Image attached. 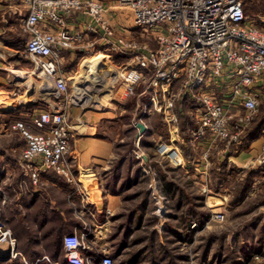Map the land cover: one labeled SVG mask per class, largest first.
Returning <instances> with one entry per match:
<instances>
[{
	"label": "built area",
	"instance_id": "obj_1",
	"mask_svg": "<svg viewBox=\"0 0 264 264\" xmlns=\"http://www.w3.org/2000/svg\"><path fill=\"white\" fill-rule=\"evenodd\" d=\"M247 1L18 0L13 13L20 16V28L28 34L23 51L33 64L31 73L43 78L41 88L51 89L57 99L52 109L32 115L39 132H32L22 120L11 124L25 141L19 160L32 181H37L42 168L69 183L75 181L66 159L72 137L66 108L77 102L60 73L62 51H83L95 44L107 55L129 54L125 68L144 70L148 103L167 123L177 120L176 103L191 101V143L209 134L210 145L236 147L259 109L257 87L264 99V29L258 25L264 15L257 13L249 20ZM113 16L128 21L115 25ZM125 89H133L132 78L125 80ZM165 149V142L155 144L156 153L164 155ZM167 153L173 165L182 162L177 148ZM201 154L206 159L208 150ZM211 218L221 220L223 215L215 212ZM88 233L62 234L63 261L51 264H116L109 253L93 246ZM0 242L8 245L11 256L18 253L15 239L1 222ZM82 250L88 253L83 255Z\"/></svg>",
	"mask_w": 264,
	"mask_h": 264
},
{
	"label": "crops",
	"instance_id": "obj_2",
	"mask_svg": "<svg viewBox=\"0 0 264 264\" xmlns=\"http://www.w3.org/2000/svg\"><path fill=\"white\" fill-rule=\"evenodd\" d=\"M17 2L18 0H0V222L15 239V250L18 253L11 256L8 245L0 242V264H51L52 260L63 261L61 236L73 230L77 233L90 230L89 238L93 246L101 253L110 254L108 249L112 223L110 216L112 214L118 216L126 211L127 207H131L132 205L126 206V202L136 199L137 195L132 200H127L126 197L141 185L139 178L135 181L133 178L127 180L129 176H132L131 172L123 176V169L132 171L134 164H141V162L134 160L136 163L130 166L125 162L126 154L124 157L123 155L114 157L116 143L122 138L113 135L107 127L102 128L101 124L102 119L114 117V109L110 106L102 108V100H96L95 94L93 96L88 94V102L85 100L87 96H84L81 104H67L66 108L68 122L72 128L71 145L66 159L72 168L74 183H69L57 173L43 168L39 170L37 181H32L24 164L19 160V153L25 141L17 129L11 128V124L16 120H22L30 130L39 132L40 129L31 122L32 115L43 109H52L57 105V99L51 89L41 88L43 78L31 73L32 66L27 62L25 58L27 55L23 51L28 34L20 28V16L13 13ZM133 35L139 38L137 31ZM141 39L144 37L142 36ZM95 46L99 44L89 46L83 51L91 50ZM83 51H62L60 73L66 77L70 85V97L77 92L75 90L77 87L82 86V82L86 84L85 88H93L95 83L92 79L103 74L100 72L85 80L81 72L91 75L92 71H97L92 70L93 65L79 68L75 76L71 74L77 63V54H82ZM109 56V62H113V65L119 68L120 75L116 71L112 72L111 79L107 80H104L107 76L103 75L100 82H110L117 78L119 87L115 95H118V99L111 100L119 106L120 114L125 111L132 113V116L126 118V124L132 123L134 126L130 136L133 138L136 149L142 146V139H149V135L154 133L151 132L150 124H146L139 114L134 120L135 112H137L135 109L139 107L140 112L146 117L150 118L156 113L160 119L163 130H158L155 144L165 142V151L168 148H177L179 151V148H183L187 151L188 155L183 157L180 151L182 162L174 165L177 168L185 169L186 161L193 159L196 151L212 149L214 159L211 170L224 172L227 167V176L231 172L243 174L246 171H252L258 168L256 165L264 168L262 89L256 88L255 94L260 100V105L253 116V125L245 132L242 141L236 147L225 150L220 149L216 144L210 145L212 139L209 134L191 143L190 134L194 127L191 101L183 99L176 103L174 112L177 120L172 124L167 123L161 113L155 112L150 107L149 93L143 91V84L138 91L125 89L127 78H132L133 88L138 86V79L140 81L143 78L142 81H144L146 75L144 70L125 68L129 57L127 53L116 52ZM90 63L94 64V62ZM14 71H23L24 75H18V77ZM136 73L139 76L140 73L144 75L137 77ZM71 78L74 83H71ZM251 88L254 90V86ZM97 104L98 108L94 106ZM91 106L92 108L86 109ZM131 108L133 111L130 110ZM139 121L145 126L142 132H138L135 126ZM136 133H138L137 137H135ZM136 149H133L134 156ZM143 156L145 157L144 153ZM113 160H115L114 163ZM198 163H195V167ZM111 169L113 172L110 171ZM258 173L260 172L256 170L252 172V184ZM114 221L116 233L114 239H117L119 234L124 232L126 225L123 224L124 220L122 221L121 216L114 218ZM117 226L120 227L116 229ZM81 253L85 255L88 251L82 250ZM114 257L117 258L118 254Z\"/></svg>",
	"mask_w": 264,
	"mask_h": 264
},
{
	"label": "rangeland",
	"instance_id": "obj_3",
	"mask_svg": "<svg viewBox=\"0 0 264 264\" xmlns=\"http://www.w3.org/2000/svg\"><path fill=\"white\" fill-rule=\"evenodd\" d=\"M254 4L250 3L247 7L246 15L249 20L255 18L259 12L255 9V6L253 7ZM262 15H264V12H262ZM112 19H114L115 25L127 23L128 21L125 16L119 19L113 16ZM255 23L257 24V22ZM258 25L264 29V21ZM99 47L95 46L91 50L77 54V63L71 74L75 76L77 70L82 67V62L90 61L95 63L98 53L101 52L107 55V52ZM25 58L32 66L30 58ZM104 60V57H98V61H101V66H99L97 71H92L89 77H94L102 72V76H107L104 80H107L111 79L112 72L115 71L120 75L119 68H116L113 62ZM143 75L144 73H140V76L136 73L137 77H143ZM102 76H95L92 79V82L95 83V87L91 88L92 90L85 88L86 84L83 82L80 87L92 96L95 94L96 100H102V108L110 106L114 109L113 118L101 120L102 128L107 127L113 135H118V138H122L118 139L116 143V155L114 157L117 158L120 155L124 157V154H126L125 162L130 166L132 163H136L134 160L141 162V164H134L132 171L131 169H123V176L131 172L132 176H129L127 180L133 178V181H135L139 178L141 185L135 190L142 189L144 191L138 193L136 199H146L144 211H136L132 225L131 222L128 223L129 226L131 225V233L129 232L127 235L126 232H123L119 234V238H113L115 221L112 218L117 215L112 214L110 216L112 223L110 224L108 249H110L112 256L117 255L116 252L121 253L118 254L117 258L114 257L115 263L123 264L122 262L128 256L134 258V253L137 249L148 245V248L153 249L154 253H158L156 256L159 257L158 262L160 264H201V260L204 261L202 264H264V168L256 165L258 168L254 170L260 173L254 178L253 184L252 172L254 170L246 171L243 174H232L231 172L227 176V167L224 172L211 170L214 159L212 149L208 151L206 159H202L201 152L196 151L193 154L194 158L186 161L187 165L185 164L184 168L187 171L185 172V169L172 165L168 159L167 152L164 155L156 153L155 141L158 130H163V127L156 113L150 118L146 117L144 113L140 112L139 107L135 109L138 113L135 112L134 120L139 114L146 124H150L149 126L152 127L151 132L154 133L149 135V139H146L147 142L144 143V147L139 146V149H136L133 144V138L130 136L134 126L132 123L126 124V118L130 115L132 116V113L125 111L120 114L119 106H116V103L114 104L111 100L112 98L118 99V95H115V93L119 86H117V82H114L117 78L111 82L108 81L105 88L103 87L104 89L98 91L96 87L103 86V83L100 82ZM142 79L140 81L138 79V86L133 88L134 91L139 90L143 83ZM71 80L72 83L73 79L71 78ZM109 93L110 95L107 96L106 94ZM94 100L93 98L92 103ZM94 106L96 108L99 107L98 104ZM89 108H92V106L86 109ZM154 111L160 113L156 110ZM251 125H253V122L250 123L248 129ZM31 131L33 132L34 130ZM219 148L224 149L222 146H219ZM133 149H136L138 157L134 156ZM179 149L182 157L188 155L183 148ZM197 162L199 163L195 167ZM136 175L138 176L136 177ZM165 177L176 184L174 187L172 186L171 191L161 192L160 185L163 184ZM244 181H246V184H243ZM238 189L243 192L242 198L234 201L233 197L237 194ZM134 191L130 192L128 196L133 195ZM176 200L180 203L176 204ZM131 202L127 201L126 206H131ZM215 212H221L223 218L221 220H213L211 214ZM195 213H200V220L195 218ZM121 219L123 221L125 217L122 215ZM118 227L120 226H117L116 229ZM127 227H125L124 231L127 230ZM150 229L159 234L155 241L150 238ZM88 232V237H90V230ZM121 247L122 249H120ZM145 252L139 253L132 264H148V254H151L152 251Z\"/></svg>",
	"mask_w": 264,
	"mask_h": 264
},
{
	"label": "trees",
	"instance_id": "obj_4",
	"mask_svg": "<svg viewBox=\"0 0 264 264\" xmlns=\"http://www.w3.org/2000/svg\"><path fill=\"white\" fill-rule=\"evenodd\" d=\"M256 2H258V0H248L247 1V4H246V6H245V10L247 11V7H248V4H252V3H255L254 5H253V7L255 6V9H257L259 12L258 13H262V12H264V0H260L258 3H256ZM140 142H141V140H140ZM145 142H147L146 141V139L145 140H143L142 139V142H141V144H142V146H144V143ZM175 182H173L172 180H170V179H168V178H164V182H163V184H161L160 185V191L161 192H164V191H171L172 190V186L174 187L175 186ZM243 184H246V181H244V183ZM242 184V185H243ZM143 190L142 189H139L138 191L137 190H135L134 191V193H133V195H131V196H128L127 195V200H132L133 199V197H135L138 193H140V192H142ZM148 192V191H147ZM240 193V194H239ZM242 191H241V189H238V192H237V194H235V196L233 197V200L234 201H238V200H240L241 198H242ZM178 200H176V204H178ZM180 203V202H179ZM146 204V199H140V200H132V202H131V207H127V210L125 211V212H123L122 214H119L118 216H116V217H120V216H124L125 217V219H124V225H126V227H127V230H125L124 232H126V235L131 231L130 230V228H131V226H129L128 225V223L129 222H131V223H133V218H134V213L137 211V212H143L144 211V205ZM116 217H113L112 219L114 220V218H116ZM195 218L197 219L198 218V220H200L201 219V217H200V213H195ZM162 232H164V231H162ZM131 233V232H130ZM112 235V234H111ZM115 235H116V233H115V230H114V233H113V238L115 237ZM124 236V235H123ZM149 237V236H148ZM159 237V234L156 232V231H154V230H152V229H150V238H152L153 239V241H155L157 238ZM147 238V237H146ZM209 242V241H208ZM135 243V242H134ZM160 244H161V242H160ZM120 246V245H119ZM122 248V247H121ZM120 248V249H121ZM149 250H151L152 251V253L151 254H148V257H149V262H148V264H160V262H158V260H159V257L158 256H156V255H158V253H154V251H153V249H151V248H148V245L147 246H145V247H142V248H140V249H137V251L134 253L135 255H134V258H130L129 256L127 257V258H125V260L122 262L123 264H132L133 263V261H135L134 259L136 258V256L139 254V253H141L142 251H146L145 253H148L149 252ZM116 254H119L118 252H116ZM112 256V255H111ZM112 257H114V256H112ZM202 263H204V261L203 260H201V264Z\"/></svg>",
	"mask_w": 264,
	"mask_h": 264
},
{
	"label": "bare ground",
	"instance_id": "obj_5",
	"mask_svg": "<svg viewBox=\"0 0 264 264\" xmlns=\"http://www.w3.org/2000/svg\"><path fill=\"white\" fill-rule=\"evenodd\" d=\"M108 55H105L104 53H98V55H97V59H96V62L94 63V64H91L89 61H86V63L84 62H82L81 64H82V67H84V66H91V65H93V69L92 70H98L99 69V66H101V61H98V57H104V61H107L108 62V57H107ZM103 61V60H102ZM102 65H104V63H102ZM14 73L15 74H17V76L19 75V76H22V75H24V73H23V71H14ZM82 73V76L84 77V79L85 80H87L88 78H89V75L88 74H85L84 73V71H82L81 72ZM18 76V77H19ZM17 78V77H16ZM114 79H112L111 81H113ZM110 81V82H111ZM101 83H103V86H97L96 87V90H100V89H104L105 88V85H106V83L107 82H105V81H101ZM46 87H49L48 85H46ZM93 87H95V86H93ZM101 87V88H100ZM104 87V88H103ZM90 89V88H89ZM75 90H77V92L76 93H74V96L76 97V98H74V100H76V102L78 103V104H81L82 103V98L84 97V96H87L86 98H85V100L88 102V93L86 92V91H84L81 87H77ZM90 90H92V89H90ZM94 90V89H93ZM109 92H110V90L109 89H107ZM95 91V90H94ZM81 93V94H80ZM107 96H109L110 95V93L109 94H106ZM168 146V145H167ZM169 147V146H168ZM171 148H168L167 150H166V152H168L169 150H170Z\"/></svg>",
	"mask_w": 264,
	"mask_h": 264
},
{
	"label": "water",
	"instance_id": "obj_6",
	"mask_svg": "<svg viewBox=\"0 0 264 264\" xmlns=\"http://www.w3.org/2000/svg\"><path fill=\"white\" fill-rule=\"evenodd\" d=\"M135 126L138 128V132H142L145 130V126L142 122H136ZM138 133L135 134V137H137Z\"/></svg>",
	"mask_w": 264,
	"mask_h": 264
}]
</instances>
